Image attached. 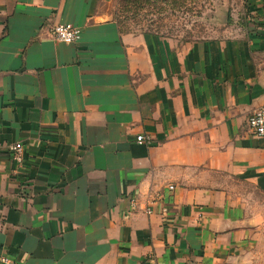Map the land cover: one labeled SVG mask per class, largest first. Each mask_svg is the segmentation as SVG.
I'll list each match as a JSON object with an SVG mask.
<instances>
[{
    "label": "crops",
    "instance_id": "crops-1",
    "mask_svg": "<svg viewBox=\"0 0 264 264\" xmlns=\"http://www.w3.org/2000/svg\"><path fill=\"white\" fill-rule=\"evenodd\" d=\"M113 2L0 0V258L264 264V138L247 127L264 0L240 38L181 47L122 32ZM62 23L78 42L52 39Z\"/></svg>",
    "mask_w": 264,
    "mask_h": 264
},
{
    "label": "rangeland",
    "instance_id": "rangeland-1",
    "mask_svg": "<svg viewBox=\"0 0 264 264\" xmlns=\"http://www.w3.org/2000/svg\"><path fill=\"white\" fill-rule=\"evenodd\" d=\"M126 1L110 6L122 32L154 35L177 47L240 38L253 24L249 0H180L183 6L175 8L172 0H142L136 8Z\"/></svg>",
    "mask_w": 264,
    "mask_h": 264
},
{
    "label": "built area",
    "instance_id": "built-area-1",
    "mask_svg": "<svg viewBox=\"0 0 264 264\" xmlns=\"http://www.w3.org/2000/svg\"><path fill=\"white\" fill-rule=\"evenodd\" d=\"M52 39L56 42L63 44H74L81 38V29L70 23H62L55 25L50 32ZM247 127L250 135L255 137L264 138V106L256 109L247 119ZM152 138L145 135H139L135 138L137 145H152ZM8 152L14 168L16 171L20 170L24 166V150L21 143H14L8 146ZM169 190H173L172 186H169ZM135 203L131 201V206L134 207ZM151 211L147 210V213ZM2 264H19L13 262L8 257L3 256L0 258Z\"/></svg>",
    "mask_w": 264,
    "mask_h": 264
},
{
    "label": "trees",
    "instance_id": "trees-1",
    "mask_svg": "<svg viewBox=\"0 0 264 264\" xmlns=\"http://www.w3.org/2000/svg\"><path fill=\"white\" fill-rule=\"evenodd\" d=\"M142 0H130V1H126V4L129 2V4H130V6H132V7H137V5L141 2ZM150 0H147V2H149ZM152 1V0H151ZM163 1V0H162ZM147 2H145V3H147ZM170 4H172V6H170L171 8L173 7V8H175V7H177V6H179V4H180V6H183V4H182V2L180 1V0H172L171 1V3Z\"/></svg>",
    "mask_w": 264,
    "mask_h": 264
}]
</instances>
